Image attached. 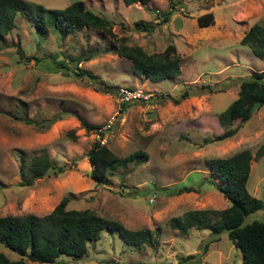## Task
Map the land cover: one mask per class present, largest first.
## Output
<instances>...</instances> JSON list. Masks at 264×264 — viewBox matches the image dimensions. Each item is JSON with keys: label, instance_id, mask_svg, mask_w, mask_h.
I'll return each instance as SVG.
<instances>
[{"label": "rangeland", "instance_id": "374dc122", "mask_svg": "<svg viewBox=\"0 0 264 264\" xmlns=\"http://www.w3.org/2000/svg\"><path fill=\"white\" fill-rule=\"evenodd\" d=\"M25 1L61 8L73 0ZM81 1L110 20L113 36L90 27L64 36L51 27L39 32L18 11L13 27L0 36V215H41L68 195L66 207L93 209L129 229L147 227L155 239L151 245L129 246L117 232L101 230L79 257L60 254L53 262L24 258L25 264H175L188 254L193 257L181 264H241L225 231L212 234L190 227L180 233L169 227L168 219L187 209L227 206L208 179L204 159L241 148L253 155L264 139V102L242 123L234 108L235 117L224 128L235 132L220 140H211L222 128L210 115L231 102L242 79L264 67V56L256 57L238 42L249 24L264 23V0ZM166 9L169 18L152 31L133 28L134 20L156 21ZM205 11H211L213 21L198 26L195 17ZM112 42L139 45L146 52L172 43L180 71L149 81L132 72L128 59L105 49ZM77 56L88 57L76 65L95 74V82L74 74ZM59 60L65 67H59ZM120 85L151 96L122 104ZM104 87L110 92L99 90ZM184 89L188 94L180 98ZM110 116L114 120L104 145L120 157L140 150L146 158L118 165L101 184L88 176L85 157L97 139L95 128H85L81 120L99 127ZM41 151L62 170L55 173L52 167L31 184H20V154L28 163ZM183 186L192 190L182 191ZM245 187L263 206L243 222L264 219V152L250 160ZM0 251L8 258L18 256L2 244Z\"/></svg>", "mask_w": 264, "mask_h": 264}, {"label": "trees", "instance_id": "16d2710c", "mask_svg": "<svg viewBox=\"0 0 264 264\" xmlns=\"http://www.w3.org/2000/svg\"><path fill=\"white\" fill-rule=\"evenodd\" d=\"M146 1L148 0H122L124 5ZM169 9L162 11L161 17L156 21L139 18L133 21L132 26L135 30L150 32L158 23H163L169 18ZM17 11L29 19L39 32L51 27L64 36L83 27H90L113 36L110 20L86 8L81 0H73L61 8H47L25 0H0V36L13 27V17ZM195 19L198 26H205L213 21V16L211 11H205L198 14ZM238 42L247 46L256 57H263L264 23L249 24ZM105 49L128 59L134 74L142 75L152 82L172 78L180 71L179 57L172 43L165 45L160 51L152 52L144 51L139 45L123 42L120 44L112 42ZM82 58L75 57L74 74L86 77L93 83L97 80L96 75L76 65ZM58 63L59 67H65L63 61L59 60ZM99 90L110 92L106 87ZM187 94V90L184 89L179 97L185 98ZM255 100H260V104L264 101V67L239 82L236 96L216 114L222 130L211 140H220L232 135L235 128L224 127L235 117V111L238 112L240 123L247 120L250 115L249 106ZM177 101L178 98H173L172 102ZM22 119L28 120L25 117ZM81 122L87 129L98 128L82 120ZM263 152L264 139L253 155L247 148H241L227 156L204 159V165L212 178L210 182L229 204L220 209H187L180 215L170 217L169 227L180 233H186L190 227L207 229L212 234L225 231L227 238L240 253L241 264H264V219L243 222L245 215L263 206V201L249 194L245 187L250 160ZM85 157L90 166L88 176L94 182L102 184L107 182L108 174L118 165L145 160L146 154L134 150L120 157L106 145L95 140L85 151ZM49 168L55 173L62 170L61 166L52 165L45 151L30 156L28 163L24 162L20 154L18 182L31 184L33 179L45 174ZM189 189L191 188L185 187L182 191ZM69 198L68 195H62L47 213L41 215L32 213L0 215V244L18 255L16 258H8L0 251V264H25L24 258L36 262H53L60 254L79 257L85 253L88 242L98 239L101 230L117 232L129 246L139 247L153 243L154 233L149 228L129 229L119 221L106 218L93 209L66 207ZM190 257L193 255H185L175 264H181Z\"/></svg>", "mask_w": 264, "mask_h": 264}, {"label": "built area", "instance_id": "2783aa9c", "mask_svg": "<svg viewBox=\"0 0 264 264\" xmlns=\"http://www.w3.org/2000/svg\"><path fill=\"white\" fill-rule=\"evenodd\" d=\"M151 96V93L147 90H143L138 87H132L128 85H120L117 87V97L120 102H129L134 100H147ZM114 120L113 116L107 118L103 125H100L95 129V135L99 144H104L105 142V131H107L108 127L112 124ZM103 131V133L101 132Z\"/></svg>", "mask_w": 264, "mask_h": 264}, {"label": "crops", "instance_id": "0c3cea01", "mask_svg": "<svg viewBox=\"0 0 264 264\" xmlns=\"http://www.w3.org/2000/svg\"><path fill=\"white\" fill-rule=\"evenodd\" d=\"M243 33V32H242ZM143 84V83H142ZM145 85V84H144ZM186 98V97H185ZM264 102V101H263ZM206 108L207 109H209V106H208V104L206 105ZM203 113H207L206 111H203L202 112V114ZM202 114H201V116H202ZM210 115L213 117V118H216V115L213 113V114H211L210 113ZM200 117H198V119H199ZM216 121H217V119H216ZM200 123V122H199ZM217 124L219 125V123L217 122ZM220 126V125H219ZM221 127V126H220ZM222 128V127H221ZM222 130V129H221ZM216 133H218V132H216ZM227 140H230V139H227ZM249 165H250V163H249ZM206 167V166H205ZM206 169L208 170V168L206 167ZM207 173L209 174V170L207 171ZM210 175V174H209ZM209 180L211 179L212 180V178H208ZM186 186H183L182 188H185ZM184 191V190H183ZM188 191V190H187Z\"/></svg>", "mask_w": 264, "mask_h": 264}, {"label": "water", "instance_id": "95a60500", "mask_svg": "<svg viewBox=\"0 0 264 264\" xmlns=\"http://www.w3.org/2000/svg\"><path fill=\"white\" fill-rule=\"evenodd\" d=\"M260 102V100H255L253 101L250 106H249V112H251L253 110V108ZM111 261H113V259H111Z\"/></svg>", "mask_w": 264, "mask_h": 264}, {"label": "clouds", "instance_id": "9594fccd", "mask_svg": "<svg viewBox=\"0 0 264 264\" xmlns=\"http://www.w3.org/2000/svg\"><path fill=\"white\" fill-rule=\"evenodd\" d=\"M97 140V139H96ZM98 141V140H97ZM99 143V142H98Z\"/></svg>", "mask_w": 264, "mask_h": 264}]
</instances>
